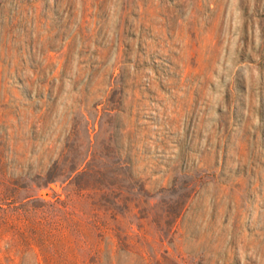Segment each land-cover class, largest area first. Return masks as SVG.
Wrapping results in <instances>:
<instances>
[{
  "label": "rangeland",
  "instance_id": "obj_1",
  "mask_svg": "<svg viewBox=\"0 0 264 264\" xmlns=\"http://www.w3.org/2000/svg\"><path fill=\"white\" fill-rule=\"evenodd\" d=\"M0 264H264V0H0Z\"/></svg>",
  "mask_w": 264,
  "mask_h": 264
}]
</instances>
